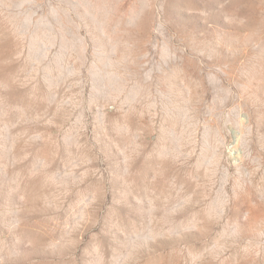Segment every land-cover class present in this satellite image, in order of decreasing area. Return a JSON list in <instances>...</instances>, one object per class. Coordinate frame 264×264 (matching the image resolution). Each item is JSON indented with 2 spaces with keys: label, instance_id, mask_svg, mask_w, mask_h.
<instances>
[{
  "label": "rangeland",
  "instance_id": "374dc122",
  "mask_svg": "<svg viewBox=\"0 0 264 264\" xmlns=\"http://www.w3.org/2000/svg\"><path fill=\"white\" fill-rule=\"evenodd\" d=\"M0 264H264V0H0Z\"/></svg>",
  "mask_w": 264,
  "mask_h": 264
}]
</instances>
